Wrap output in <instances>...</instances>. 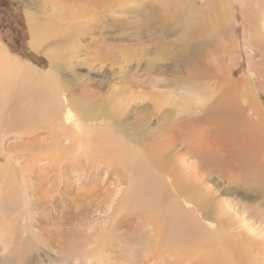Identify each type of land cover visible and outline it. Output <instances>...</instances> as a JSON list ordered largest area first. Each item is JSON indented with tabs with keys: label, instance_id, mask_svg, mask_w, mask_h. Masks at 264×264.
I'll use <instances>...</instances> for the list:
<instances>
[{
	"label": "rangeland",
	"instance_id": "rangeland-1",
	"mask_svg": "<svg viewBox=\"0 0 264 264\" xmlns=\"http://www.w3.org/2000/svg\"><path fill=\"white\" fill-rule=\"evenodd\" d=\"M53 3L0 0V44L20 66L49 70L48 57L29 48L37 39L30 24H43ZM95 7L97 39L91 45L87 36L77 41L65 71L73 81L67 94L83 108L107 104L129 136L166 139L176 128L189 132L191 141L208 142L205 151L213 153L222 168L206 182L207 196L220 193L245 227L263 229L264 0H97ZM196 70L206 74L204 79L192 78ZM200 93L206 96L201 104ZM87 96L94 97L87 103ZM215 99L232 110L236 106L250 127L237 142L232 141L235 135L225 136L232 139L230 151L223 134L206 133L212 128L202 125ZM9 109L7 105L0 110V118L10 116ZM2 131L0 124V264H95L97 257L99 264H143L152 250L141 225V214H148L137 206L138 187L128 171L112 158L94 157L87 165L68 161L59 178L40 169L45 161L36 164L39 146L34 141ZM65 140L61 137L67 147ZM209 204L200 208L202 215L214 210ZM203 247L196 254L207 250ZM167 259L159 264L201 261Z\"/></svg>",
	"mask_w": 264,
	"mask_h": 264
},
{
	"label": "bare ground",
	"instance_id": "bare-ground-1",
	"mask_svg": "<svg viewBox=\"0 0 264 264\" xmlns=\"http://www.w3.org/2000/svg\"><path fill=\"white\" fill-rule=\"evenodd\" d=\"M96 1L54 0L52 14L49 13L45 22L34 26L30 24L33 36L38 40H32L29 48L48 57L50 65L47 72L38 71L28 64L20 66L6 56L8 52L0 44V110L8 105L11 114L7 116V113L6 117L0 118L2 132L17 133L20 141L26 137L34 141L33 144L39 146L34 154L36 164L45 161L40 169L56 172L59 178L69 164L68 161L73 165L80 162L87 165L88 160L94 157L97 160L112 158L116 160L118 168L128 171L131 180H136L134 188L138 187L134 193L138 195L137 206L148 214H141V225L148 238L147 245L152 250L144 254L143 264H159L166 257L169 258L168 262L176 260L177 263L183 259H196L201 260L200 264H264V228L256 231L251 225L249 229L245 227L244 220L238 221L237 213L232 214L226 201L220 200V193L217 196L211 195L212 200L208 198L210 195L207 196L206 182L214 171L220 172L222 168L216 156L205 151L208 142L201 138L191 141L187 135L189 132H179L173 123L171 126L175 131L171 129L169 134L174 133V136L166 134V139H152L147 134L130 137L124 133V126L114 118L107 104L95 107L89 103V106L83 108L77 102L78 99L67 94L73 81L67 79L65 71L70 64V56L76 53L77 41L81 42L80 39L87 36L91 45L97 39L94 38L97 34L93 29ZM85 27L87 29L83 31ZM45 40L47 45L44 44ZM61 62L64 64H59ZM60 75L65 76L61 79ZM205 76L196 70L192 78ZM93 97L87 96L84 99L88 103ZM205 97L203 93L199 94L200 104L204 103ZM235 108L232 110L230 104L219 99L212 103L202 117V125L208 124L212 128L206 133L216 131L221 137V134L224 135L223 140L232 134L235 139H230V143L231 140L237 142L241 132L250 130V127L242 116L239 117L240 111L235 112ZM139 136L141 140H136ZM61 137L68 141V148L62 145ZM224 141L228 145L229 141ZM231 144L228 147L226 145V151L232 150ZM190 158H194L195 162L190 163ZM24 162L20 163L23 165ZM120 163L123 167L119 166ZM196 193H206V196H198ZM205 204L206 207L209 204L215 211L202 215L200 208ZM203 246L208 250H205V255V251L201 253ZM199 249L201 254H196ZM99 263L97 257L95 264Z\"/></svg>",
	"mask_w": 264,
	"mask_h": 264
}]
</instances>
